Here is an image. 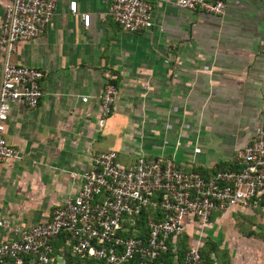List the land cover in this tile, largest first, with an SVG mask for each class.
<instances>
[{"label": "crops", "instance_id": "obj_1", "mask_svg": "<svg viewBox=\"0 0 264 264\" xmlns=\"http://www.w3.org/2000/svg\"><path fill=\"white\" fill-rule=\"evenodd\" d=\"M9 1L0 0V22ZM148 1L151 27L131 33L106 13L110 0H57L42 33L9 55L43 76L37 106L12 103L4 122L19 158L0 161V215L9 221L0 241L74 195L94 153L114 150L122 164L161 154L206 177L232 168L234 151L264 123V1L222 0L221 15ZM80 13H88L87 26ZM4 56L0 45V77ZM106 82L116 94L102 116L97 97ZM260 202L212 212L201 230L212 264H264Z\"/></svg>", "mask_w": 264, "mask_h": 264}, {"label": "built area", "instance_id": "obj_2", "mask_svg": "<svg viewBox=\"0 0 264 264\" xmlns=\"http://www.w3.org/2000/svg\"><path fill=\"white\" fill-rule=\"evenodd\" d=\"M57 0H11L4 4L0 22V45L5 58L0 77V161L18 159L16 148L3 136L9 106L21 103L36 107L42 91L39 69L11 62L9 55L21 41L37 37L51 19ZM264 1V0H263ZM182 9L221 15L222 0H174ZM71 14L75 1L68 2ZM148 0H110L106 13L124 31L138 32L152 25ZM83 26L88 13H80ZM116 88L103 85L98 95L102 116L109 113ZM86 96L80 97L85 102ZM199 149L193 148V153ZM233 167L219 168L209 176L181 170L164 155L137 154L129 164L117 161L114 150L91 156L89 167L79 173L78 191L50 211L49 218L28 227L13 226V237L0 241V264H64L63 249L54 251L52 240L67 233L64 245L71 256L93 257L102 264H166L162 256L174 250L176 239L196 228L180 264H208L200 255L201 230L212 212L247 209L259 205L264 193V123L252 130L249 141L234 151ZM145 232H137L142 211ZM9 226L0 215V229Z\"/></svg>", "mask_w": 264, "mask_h": 264}, {"label": "trees", "instance_id": "obj_3", "mask_svg": "<svg viewBox=\"0 0 264 264\" xmlns=\"http://www.w3.org/2000/svg\"><path fill=\"white\" fill-rule=\"evenodd\" d=\"M222 168H231L227 166H222ZM221 168V169H222ZM235 168V167H232ZM219 169V168H217ZM216 170V169H215ZM264 204V193L261 196V202ZM155 214L152 210L146 209L142 211V213L139 216V219L136 223L137 225V232H133L131 230L125 232L123 235L124 236H136L139 235V233L145 232V223L146 219L149 217H154ZM67 233H62L60 234L55 240H52V246L54 251L57 250L58 247H62L63 249V259H64V264H102L101 260H97L93 257H78V256H71L68 252V248L66 245H64V240L67 238ZM186 235L183 234L182 236L178 237L174 243V250L169 251L165 253L162 256V259L166 264H180V262L183 259L184 252L186 251L188 245L185 243ZM200 255L204 259V261L208 264H212L211 261L209 260V257L207 258V254L204 252L203 249L200 247ZM127 264H135L134 259H131Z\"/></svg>", "mask_w": 264, "mask_h": 264}, {"label": "rangeland", "instance_id": "obj_4", "mask_svg": "<svg viewBox=\"0 0 264 264\" xmlns=\"http://www.w3.org/2000/svg\"><path fill=\"white\" fill-rule=\"evenodd\" d=\"M209 240V239H208ZM205 252V251H204ZM206 253V252H205ZM207 254V253H206Z\"/></svg>", "mask_w": 264, "mask_h": 264}]
</instances>
